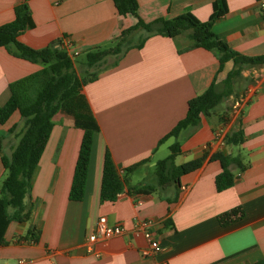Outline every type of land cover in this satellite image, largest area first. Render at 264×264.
Returning a JSON list of instances; mask_svg holds the SVG:
<instances>
[{
    "label": "crops",
    "instance_id": "0c3cea01",
    "mask_svg": "<svg viewBox=\"0 0 264 264\" xmlns=\"http://www.w3.org/2000/svg\"><path fill=\"white\" fill-rule=\"evenodd\" d=\"M24 0H0V26L15 19ZM138 16L149 23L187 12L202 22L210 19L215 0H138ZM32 27L19 41L33 49L61 43L78 57L109 46L139 18L119 15L113 0H27ZM228 13L213 25L214 33L231 49L246 56L264 55V15L258 0H227ZM143 31L133 35L137 41ZM109 57L98 79L87 84V97L100 131L95 135L83 201L69 193L83 136L72 119L58 115L25 200L31 211L25 222L10 224L0 245V264L24 259L31 264H264V65L245 67L234 80L233 94L196 127L159 145L188 111V102L212 84L221 90L234 69H220L218 56L182 34L173 39L156 35L144 46L126 51L114 64ZM42 64L14 57L0 48V105L10 99L9 85L41 71ZM84 75V74H83ZM240 102L237 106L236 103ZM20 114L0 124V184L6 177L2 157L19 142L10 129ZM242 129L245 140L229 145L227 135ZM178 141L177 165L207 155L202 167L181 178L178 189L160 193L125 192L116 202L100 200L103 160L110 151L120 173L145 162L131 175V184H155V165L167 158ZM166 150V151H165ZM168 150V151H167ZM222 152L239 157L245 166L230 169L235 183L218 192ZM139 174L138 180H134ZM241 208L242 218L222 226L219 216ZM121 225L122 235L98 241L89 254V236L100 217ZM154 219L162 251L143 257L148 241L135 229L137 221Z\"/></svg>",
    "mask_w": 264,
    "mask_h": 264
},
{
    "label": "trees",
    "instance_id": "16d2710c",
    "mask_svg": "<svg viewBox=\"0 0 264 264\" xmlns=\"http://www.w3.org/2000/svg\"><path fill=\"white\" fill-rule=\"evenodd\" d=\"M113 2L119 15L132 14L139 18L138 0ZM227 13V0H215L210 19L206 22L200 21L190 12L172 19H158L149 23L139 18L134 27L123 30L109 46L89 50L81 62L84 75H80L77 71L78 57L71 56L63 44L33 49L19 41V37L32 27V20L27 0L16 7L15 19L0 26V48H6L16 58L42 64L44 68L11 83L10 99L0 105L1 125L6 124L14 113L20 114V122L10 129V134L16 133L19 142L10 156L2 157L7 175L0 184V245L5 244V235L11 223H22L29 219L31 211L27 208L25 200L31 194L34 173L58 115L72 119L74 126L83 132L69 198L72 201L84 200L94 138L100 131V126L82 91L87 84L98 79L99 71L109 57H116L114 64H117L126 51L132 48L141 49L152 36L161 35L175 39L187 34L197 45L218 56L220 69H223L228 61H233L234 69L224 80L223 88L219 90L212 84L203 94L191 99L186 116L160 140L159 145L170 138H178L183 130L198 126L203 116L215 113L219 105L233 94L234 80L241 76L245 67L264 65V55L250 57L240 54L214 33V23ZM139 31L144 34L136 41L133 35ZM20 125L22 127L17 131ZM226 138L227 143L232 146H239L245 140L242 129L232 132ZM170 151L171 154L167 158L157 161L155 165V184L132 185L131 175L149 161L145 160L127 168L123 175L107 150L103 160L101 202H116L125 192L132 195L161 194L168 189H178L181 186V178L199 170L207 159V155H204L177 165L176 158L182 153L180 143L174 142ZM211 160L220 162L222 166V172L216 178L218 192L234 186L235 176L230 169L231 165H237L240 170L245 169L239 157L222 152L215 153ZM242 216L243 212L238 207L221 214L219 221L222 226H229Z\"/></svg>",
    "mask_w": 264,
    "mask_h": 264
},
{
    "label": "built area",
    "instance_id": "2783aa9c",
    "mask_svg": "<svg viewBox=\"0 0 264 264\" xmlns=\"http://www.w3.org/2000/svg\"><path fill=\"white\" fill-rule=\"evenodd\" d=\"M259 9L264 15V0H258ZM72 45H67L66 49L68 50L71 56H77V53H70ZM237 106L240 105V102L236 103ZM156 221L154 219H145L137 221L135 224V229L139 234L143 235L144 238L148 241L147 247L142 250L143 257H157L162 251L161 240L158 238L156 229ZM124 228L121 225H111L108 222L107 217H100L96 231L89 236V242L91 246L88 247L87 252L93 254L95 257L100 258L101 254L93 250L92 245L98 241H108L114 237L122 235ZM1 264H10L9 262H3ZM16 264H31L30 262L20 259L16 261ZM159 264H169L168 262H161Z\"/></svg>",
    "mask_w": 264,
    "mask_h": 264
},
{
    "label": "rangeland",
    "instance_id": "374dc122",
    "mask_svg": "<svg viewBox=\"0 0 264 264\" xmlns=\"http://www.w3.org/2000/svg\"><path fill=\"white\" fill-rule=\"evenodd\" d=\"M78 57V56H77ZM83 58L84 57H78V58H76V60H77V71L79 72V74L80 75H83V65L81 64V62H83L84 60H83ZM83 60V61H82ZM21 127H22V125H20V127L18 128V130L17 131H19L20 129H21ZM166 151V150H165ZM168 151V150H167ZM180 161L178 160L176 163H179ZM138 178H139V174L137 173L136 175H135V178H134V180H138Z\"/></svg>",
    "mask_w": 264,
    "mask_h": 264
}]
</instances>
